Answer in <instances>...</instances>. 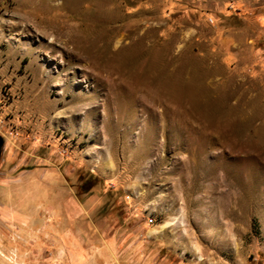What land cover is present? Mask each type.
I'll return each mask as SVG.
<instances>
[{
    "label": "rangeland",
    "instance_id": "obj_1",
    "mask_svg": "<svg viewBox=\"0 0 264 264\" xmlns=\"http://www.w3.org/2000/svg\"><path fill=\"white\" fill-rule=\"evenodd\" d=\"M0 138V264H264V0H0Z\"/></svg>",
    "mask_w": 264,
    "mask_h": 264
},
{
    "label": "water",
    "instance_id": "obj_2",
    "mask_svg": "<svg viewBox=\"0 0 264 264\" xmlns=\"http://www.w3.org/2000/svg\"><path fill=\"white\" fill-rule=\"evenodd\" d=\"M0 144H1V138H0Z\"/></svg>",
    "mask_w": 264,
    "mask_h": 264
},
{
    "label": "bare ground",
    "instance_id": "obj_3",
    "mask_svg": "<svg viewBox=\"0 0 264 264\" xmlns=\"http://www.w3.org/2000/svg\"><path fill=\"white\" fill-rule=\"evenodd\" d=\"M75 39V38H74Z\"/></svg>",
    "mask_w": 264,
    "mask_h": 264
}]
</instances>
